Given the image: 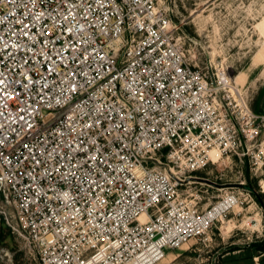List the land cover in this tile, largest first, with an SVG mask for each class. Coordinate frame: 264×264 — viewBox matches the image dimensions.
<instances>
[{"label": "built area", "instance_id": "obj_1", "mask_svg": "<svg viewBox=\"0 0 264 264\" xmlns=\"http://www.w3.org/2000/svg\"><path fill=\"white\" fill-rule=\"evenodd\" d=\"M177 31L165 0H0V217L38 264H156L202 237L251 196L180 198L214 152L264 194V116Z\"/></svg>", "mask_w": 264, "mask_h": 264}, {"label": "rangeland", "instance_id": "obj_2", "mask_svg": "<svg viewBox=\"0 0 264 264\" xmlns=\"http://www.w3.org/2000/svg\"><path fill=\"white\" fill-rule=\"evenodd\" d=\"M165 5L178 27L176 36L184 44L188 61L210 80L227 77L251 111L264 116V0H165ZM253 168L249 157L224 156L203 170L186 173L179 185L180 198L196 202L200 211L211 210L226 193L239 192L242 181L251 196L243 192L238 196L241 203L216 215L209 232L168 251L156 264H242L245 256L260 252L264 194ZM3 249L10 251L11 261L2 257ZM232 257L238 261H229ZM0 264H38L21 250L1 217Z\"/></svg>", "mask_w": 264, "mask_h": 264}, {"label": "crops", "instance_id": "obj_3", "mask_svg": "<svg viewBox=\"0 0 264 264\" xmlns=\"http://www.w3.org/2000/svg\"><path fill=\"white\" fill-rule=\"evenodd\" d=\"M246 250H248V248L245 249V251ZM228 255H230V254H228ZM237 259L238 258H236V257H232L229 259V261L237 262L238 261ZM263 259H264V253L258 252V253H254V254L245 256L244 257L245 262H242V264H245L246 262L250 263V264H262ZM233 264H236V263H233Z\"/></svg>", "mask_w": 264, "mask_h": 264}, {"label": "bare ground", "instance_id": "obj_4", "mask_svg": "<svg viewBox=\"0 0 264 264\" xmlns=\"http://www.w3.org/2000/svg\"><path fill=\"white\" fill-rule=\"evenodd\" d=\"M223 78H224V81H227V80H228L227 77H225V76H224ZM213 154L215 155V159H216L215 162H218V160H219L221 157H218L219 155L217 154V152H214ZM224 208H225L224 206H221V205H220V207L217 209L218 211H217L216 215L218 214V212L220 213L221 210H223ZM214 216H215V214H214ZM255 222H256V221L254 220V221L252 222V224L255 225Z\"/></svg>", "mask_w": 264, "mask_h": 264}, {"label": "trees", "instance_id": "obj_5", "mask_svg": "<svg viewBox=\"0 0 264 264\" xmlns=\"http://www.w3.org/2000/svg\"><path fill=\"white\" fill-rule=\"evenodd\" d=\"M255 197H256V199H257L258 201L261 200V196H259V195H255ZM257 249H258L261 253H264V244L258 246Z\"/></svg>", "mask_w": 264, "mask_h": 264}]
</instances>
